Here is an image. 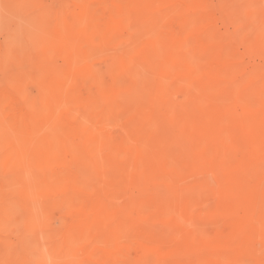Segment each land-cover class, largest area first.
Segmentation results:
<instances>
[{"label": "rangeland", "instance_id": "1", "mask_svg": "<svg viewBox=\"0 0 264 264\" xmlns=\"http://www.w3.org/2000/svg\"><path fill=\"white\" fill-rule=\"evenodd\" d=\"M0 264H264V0H0Z\"/></svg>", "mask_w": 264, "mask_h": 264}, {"label": "bare ground", "instance_id": "2", "mask_svg": "<svg viewBox=\"0 0 264 264\" xmlns=\"http://www.w3.org/2000/svg\"><path fill=\"white\" fill-rule=\"evenodd\" d=\"M175 32V31H174ZM17 213V212H16ZM7 224V223H6Z\"/></svg>", "mask_w": 264, "mask_h": 264}]
</instances>
